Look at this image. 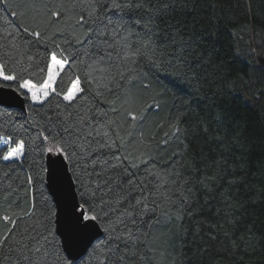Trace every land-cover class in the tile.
<instances>
[{
  "label": "snow or ice",
  "instance_id": "obj_1",
  "mask_svg": "<svg viewBox=\"0 0 264 264\" xmlns=\"http://www.w3.org/2000/svg\"><path fill=\"white\" fill-rule=\"evenodd\" d=\"M201 2L29 0L23 13H8L23 15L25 25L0 31V111L17 104L28 111L22 131L6 129L0 163H22L30 147L44 163L42 174L26 172L15 187L7 183L15 168L0 176V264H143L142 249L168 258L161 230L182 229L197 189L212 182L201 175L200 165L210 167L204 153L187 160L192 136H207L208 127L201 121L190 133L180 112L147 127L161 95L149 72L167 79L170 69L190 67L185 53L211 62L195 48L203 33L185 40L184 23H169ZM0 3L7 11L8 0ZM153 128L167 130L157 139ZM176 143L183 151L169 156Z\"/></svg>",
  "mask_w": 264,
  "mask_h": 264
},
{
  "label": "trees",
  "instance_id": "obj_2",
  "mask_svg": "<svg viewBox=\"0 0 264 264\" xmlns=\"http://www.w3.org/2000/svg\"><path fill=\"white\" fill-rule=\"evenodd\" d=\"M28 2L8 0L7 11L0 3V31L5 23L25 25L23 15L8 13H23ZM177 22L185 25V40L203 33L195 48L209 53L211 62L205 57L197 63L185 53L190 67L170 69L167 79V73L149 72L154 92L161 95L155 97L160 110L148 112L146 126L152 128L154 121L177 112L187 117L183 126L190 133L204 121L208 134L192 136L193 151L187 160L192 162L196 153H204L210 167L200 165L201 175L212 182L206 190L197 189L193 214L182 229L177 224L161 230L168 236V258L142 249L141 259L143 264H264V0H202L178 9L169 23ZM221 64L223 71L217 72L215 65ZM146 95L152 103L154 93ZM57 101L53 98L52 104ZM27 111V104L25 112L7 107L0 111V143L10 125L22 131ZM17 116L21 119L16 120ZM218 118L224 119L223 125L216 122ZM153 130L160 139L167 129ZM225 135L234 143L214 139ZM0 151L6 149L0 146ZM174 151H183V144L171 145L169 156ZM42 163L44 158L30 147L22 163H0V176L15 168L12 181L7 182L15 187L13 182L17 178L23 182L26 172L34 179L42 174ZM35 186L38 203L44 185L37 182ZM30 202L25 199L24 206Z\"/></svg>",
  "mask_w": 264,
  "mask_h": 264
},
{
  "label": "water",
  "instance_id": "obj_3",
  "mask_svg": "<svg viewBox=\"0 0 264 264\" xmlns=\"http://www.w3.org/2000/svg\"><path fill=\"white\" fill-rule=\"evenodd\" d=\"M19 99H20V100H23V97H20ZM4 107H7V106H4ZM7 108H8V107H7ZM14 108H17V109L21 110L19 104H17ZM25 109H26V104H25V107H24L23 112H25ZM21 111H22V110H21Z\"/></svg>",
  "mask_w": 264,
  "mask_h": 264
},
{
  "label": "rangeland",
  "instance_id": "obj_4",
  "mask_svg": "<svg viewBox=\"0 0 264 264\" xmlns=\"http://www.w3.org/2000/svg\"><path fill=\"white\" fill-rule=\"evenodd\" d=\"M3 142H4V138L2 139V141L0 143V146H3Z\"/></svg>",
  "mask_w": 264,
  "mask_h": 264
}]
</instances>
